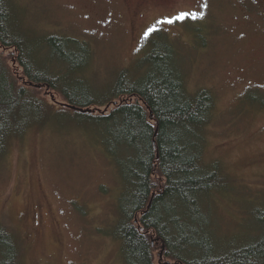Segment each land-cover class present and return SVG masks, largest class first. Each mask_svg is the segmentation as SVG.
Masks as SVG:
<instances>
[{
  "label": "rangeland",
  "instance_id": "1",
  "mask_svg": "<svg viewBox=\"0 0 264 264\" xmlns=\"http://www.w3.org/2000/svg\"><path fill=\"white\" fill-rule=\"evenodd\" d=\"M7 1L12 36L36 66L52 62L50 73L64 76L54 88L58 100L44 98L48 120L27 128L0 156V221L20 240V264H127L116 236L124 152L105 150L104 123L76 116L62 87L82 78V101L101 103L113 95L119 72H126L123 84L139 81L151 66L148 52L168 44L186 92L207 89L213 97L210 117L197 129L201 163L215 164L226 181L204 198L214 218L209 237L244 244L264 234V0ZM178 11L204 15L144 37L156 20ZM48 34L67 36L69 44L54 48ZM55 49L75 51L82 66L51 61Z\"/></svg>",
  "mask_w": 264,
  "mask_h": 264
},
{
  "label": "trees",
  "instance_id": "2",
  "mask_svg": "<svg viewBox=\"0 0 264 264\" xmlns=\"http://www.w3.org/2000/svg\"><path fill=\"white\" fill-rule=\"evenodd\" d=\"M9 12L8 1L0 0V156L11 140L48 120L51 105L44 98L57 99L60 94L54 88L61 85L57 79L64 77L50 73L56 68L52 62L49 69L42 68L44 64L36 66L23 40L12 36ZM46 36L54 48L69 44L67 36ZM168 46L148 52L151 66L139 81L123 84L126 72H119L113 95L101 103L82 101L85 90L78 86L82 78H70V89L62 87L67 100L63 103L97 107L94 112L73 110L76 116H92L105 124H101L105 150L112 155L124 152L119 160L125 183L118 199L116 231L124 260L127 264H162L164 260L171 264H262L264 234L244 244H218L207 233L214 218L212 222L207 211L210 204L204 198L226 181L215 164L201 163L203 136L197 129L208 121L213 97L207 89L186 92ZM76 55L70 49H55L49 57L51 61L66 59L70 61L67 67L79 69L82 65L76 63ZM67 67L61 69L71 70ZM20 255V240L0 221V264H20Z\"/></svg>",
  "mask_w": 264,
  "mask_h": 264
},
{
  "label": "snow or ice",
  "instance_id": "3",
  "mask_svg": "<svg viewBox=\"0 0 264 264\" xmlns=\"http://www.w3.org/2000/svg\"><path fill=\"white\" fill-rule=\"evenodd\" d=\"M201 7L206 8L207 4L205 3L201 5ZM203 15H204L203 12L197 13V12L178 11L173 16L163 17L161 19L156 20L152 26L148 27L146 31H144V37L148 38L151 33L160 31L161 29L158 27L159 25H165V24L172 25L177 22H182L188 18H191V19L202 18ZM261 86L264 87V85H261Z\"/></svg>",
  "mask_w": 264,
  "mask_h": 264
},
{
  "label": "water",
  "instance_id": "4",
  "mask_svg": "<svg viewBox=\"0 0 264 264\" xmlns=\"http://www.w3.org/2000/svg\"><path fill=\"white\" fill-rule=\"evenodd\" d=\"M66 106L72 108V109H76L78 111H89L91 108L89 107H86V108H83V107H79V106H76V105H73V104H65ZM92 110V109H91ZM162 250H163V245H161V249L159 251V260L161 261L162 259ZM162 264H171L169 260H164V261H161Z\"/></svg>",
  "mask_w": 264,
  "mask_h": 264
}]
</instances>
